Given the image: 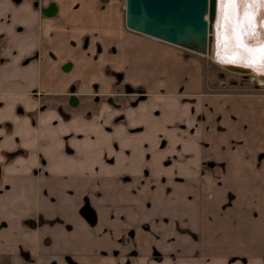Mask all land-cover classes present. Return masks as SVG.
I'll return each mask as SVG.
<instances>
[{
	"label": "crops",
	"instance_id": "0c3cea01",
	"mask_svg": "<svg viewBox=\"0 0 264 264\" xmlns=\"http://www.w3.org/2000/svg\"><path fill=\"white\" fill-rule=\"evenodd\" d=\"M121 11L0 0V264H264V95Z\"/></svg>",
	"mask_w": 264,
	"mask_h": 264
},
{
	"label": "water",
	"instance_id": "95a60500",
	"mask_svg": "<svg viewBox=\"0 0 264 264\" xmlns=\"http://www.w3.org/2000/svg\"><path fill=\"white\" fill-rule=\"evenodd\" d=\"M123 8L124 27L132 32L198 55L209 50L216 0H124ZM54 13L53 3L43 10L45 16ZM214 63L229 72L252 74L264 81V75L253 73L251 68ZM126 91L130 92V89ZM75 102V97H71L70 104Z\"/></svg>",
	"mask_w": 264,
	"mask_h": 264
},
{
	"label": "rangeland",
	"instance_id": "374dc122",
	"mask_svg": "<svg viewBox=\"0 0 264 264\" xmlns=\"http://www.w3.org/2000/svg\"><path fill=\"white\" fill-rule=\"evenodd\" d=\"M13 1H17V0H13ZM123 7H124V0H121V10H122L121 13L124 12ZM175 49L180 54L197 58V60L200 63L201 87L205 91L264 95V81L257 79L252 74L243 75L234 72H229L223 69L222 67H220L219 65H217L216 63H214L210 55L207 54L198 55L180 49L178 47H175ZM46 102L48 103L50 101L43 100L41 105L44 106ZM220 257L223 258H219L218 260L215 259V261L212 262V264H227V256H220ZM166 258L167 259L165 262L170 264L171 262L170 260L174 259V256L171 255V256H167ZM159 259L160 258L156 257V261H158ZM230 259L231 258H229V260ZM137 260L143 263L149 261L150 257H147L145 259L142 258L140 260L137 255L132 254V252H127L124 256L120 257L119 264H134L138 262ZM191 262L192 264L196 263V261L193 258H191Z\"/></svg>",
	"mask_w": 264,
	"mask_h": 264
},
{
	"label": "bare ground",
	"instance_id": "6f19581e",
	"mask_svg": "<svg viewBox=\"0 0 264 264\" xmlns=\"http://www.w3.org/2000/svg\"><path fill=\"white\" fill-rule=\"evenodd\" d=\"M226 0H216L215 18L212 23L211 39L209 42V50L203 55H210L212 61L220 62V60H228L232 55L239 58L231 64L244 65L248 63L250 56L241 48H237L233 21L224 19V3ZM247 3H253V0H245ZM240 0H237L238 19L243 17L244 11L239 7ZM250 11L255 12V28L251 32L241 33L243 41L248 48H258L264 44V27H261V16L264 12L260 9ZM257 66H264V60Z\"/></svg>",
	"mask_w": 264,
	"mask_h": 264
},
{
	"label": "snow or ice",
	"instance_id": "6c2138e0",
	"mask_svg": "<svg viewBox=\"0 0 264 264\" xmlns=\"http://www.w3.org/2000/svg\"><path fill=\"white\" fill-rule=\"evenodd\" d=\"M259 0H253V3H258ZM237 0H226L224 3V19L226 21L234 22V33L236 39L237 48H241L246 51L250 59L248 62L252 64H260L264 60V44L260 45L258 48L252 49L248 48L244 41L241 33L251 32L255 28V12L249 9L245 10L242 18H237ZM239 57L237 55H232L228 58L229 62H235Z\"/></svg>",
	"mask_w": 264,
	"mask_h": 264
},
{
	"label": "clouds",
	"instance_id": "9594fccd",
	"mask_svg": "<svg viewBox=\"0 0 264 264\" xmlns=\"http://www.w3.org/2000/svg\"><path fill=\"white\" fill-rule=\"evenodd\" d=\"M237 6V5H236ZM239 7L241 10L245 11L247 9H260L262 12H264V0H259L258 3H247L245 0H240ZM261 27H264V16H261ZM220 63H229L228 60H220ZM259 64H252L250 62L241 65L243 67H248L252 69L253 73L259 74V75H264V66H257Z\"/></svg>",
	"mask_w": 264,
	"mask_h": 264
},
{
	"label": "flooded vegetation",
	"instance_id": "af4514ba",
	"mask_svg": "<svg viewBox=\"0 0 264 264\" xmlns=\"http://www.w3.org/2000/svg\"><path fill=\"white\" fill-rule=\"evenodd\" d=\"M49 4H50V3H49ZM49 4H48V5H49ZM48 5H47V6H48ZM47 6L42 8V14H43V10L46 9ZM54 6H55V5H54ZM43 15H44V14H43ZM44 16H45V15H44Z\"/></svg>",
	"mask_w": 264,
	"mask_h": 264
}]
</instances>
